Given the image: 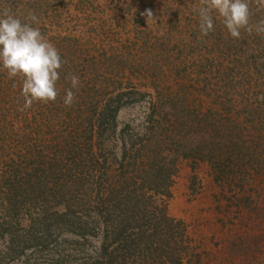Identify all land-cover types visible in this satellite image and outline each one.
I'll list each match as a JSON object with an SVG mask.
<instances>
[{
  "label": "trees",
  "instance_id": "trees-1",
  "mask_svg": "<svg viewBox=\"0 0 264 264\" xmlns=\"http://www.w3.org/2000/svg\"><path fill=\"white\" fill-rule=\"evenodd\" d=\"M250 5L255 24L264 9ZM214 27L201 36H211L217 52L215 83L198 93L214 98L205 109L178 100L187 93L181 82L150 98L138 123L120 124L119 111L145 93L110 84V74L97 71L100 58L79 39L54 43L65 61L56 102L21 111V81H0V264L179 263L188 246L183 222L159 206L176 153L210 162L225 178L236 174L241 190L264 177V37L242 32L234 40L215 16ZM101 55L114 66L122 58ZM143 61L133 65L141 71ZM70 74L81 87L69 108L62 101Z\"/></svg>",
  "mask_w": 264,
  "mask_h": 264
},
{
  "label": "rangeland",
  "instance_id": "rangeland-1",
  "mask_svg": "<svg viewBox=\"0 0 264 264\" xmlns=\"http://www.w3.org/2000/svg\"><path fill=\"white\" fill-rule=\"evenodd\" d=\"M199 3L200 0H0V10L9 8L22 20L29 11L34 12L39 23L33 26L39 27L53 44L62 38L79 39V43H86L88 54L100 58L95 64L97 71L110 74V84L118 85L116 81L120 80L122 88L144 92V98L119 111L117 119L121 124L130 119L138 123L150 98L162 97V92L176 89L181 82L187 91L180 93L181 103L204 109L212 105V94H198L202 85L215 83L216 61L212 55L217 53L211 47V36L205 41L201 38L194 10ZM146 9L153 12L151 23L141 15ZM141 37L147 38L146 46ZM149 45L162 50L147 54ZM190 47L195 49L185 59ZM102 52L122 57L120 63L116 61L115 67L105 62ZM191 57L203 60L195 64ZM142 58L145 68L139 71L140 66L133 64ZM129 67L135 69L130 71ZM113 71L120 72L116 78ZM9 80L0 70V81ZM173 167L170 193L160 196L159 206L169 217L183 222L188 246L181 262L175 264H264V177H253L241 190L236 185V174L235 178H225L227 173L215 170L208 161L176 153Z\"/></svg>",
  "mask_w": 264,
  "mask_h": 264
},
{
  "label": "clouds",
  "instance_id": "clouds-1",
  "mask_svg": "<svg viewBox=\"0 0 264 264\" xmlns=\"http://www.w3.org/2000/svg\"><path fill=\"white\" fill-rule=\"evenodd\" d=\"M254 2L257 10L264 9V0ZM194 10L202 37L215 30L214 16L234 40L240 39L242 32L249 35L255 32L264 37V18L251 23L253 12L250 0H200L199 7ZM141 15L147 23L154 18L151 9H146ZM38 23L39 18L34 12L29 11L22 20L9 8L0 10V70L5 71L9 79L21 81L20 95L24 99L21 111L32 108L34 104L56 102L60 94L57 83L65 61L59 49L42 34L40 28L33 26ZM67 79L71 87L66 90L62 102L70 108L77 100L76 92L81 82L75 74H70Z\"/></svg>",
  "mask_w": 264,
  "mask_h": 264
}]
</instances>
